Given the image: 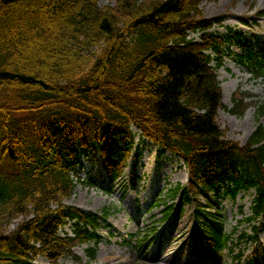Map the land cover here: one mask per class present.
<instances>
[{
    "label": "trees",
    "instance_id": "16d2710c",
    "mask_svg": "<svg viewBox=\"0 0 264 264\" xmlns=\"http://www.w3.org/2000/svg\"><path fill=\"white\" fill-rule=\"evenodd\" d=\"M200 2L118 0L115 8L99 0H0V264L40 256L59 264L76 258V245H97L100 217L64 200L81 181L83 156L100 158L111 182L122 177L132 154L140 155L133 126L188 168L189 188L173 191L180 212L195 202L190 264L219 262L233 240L206 193L235 198L254 188L246 219L264 216V125L240 145L218 123L225 38L208 30L224 16L204 17ZM239 57L264 77L262 58ZM248 97L234 95L229 110L244 114ZM67 223L70 233L62 232ZM252 229L240 237L255 239ZM87 252L95 258L96 248Z\"/></svg>",
    "mask_w": 264,
    "mask_h": 264
},
{
    "label": "rangeland",
    "instance_id": "374dc122",
    "mask_svg": "<svg viewBox=\"0 0 264 264\" xmlns=\"http://www.w3.org/2000/svg\"><path fill=\"white\" fill-rule=\"evenodd\" d=\"M99 2L102 6L115 8L118 4V0ZM200 10L206 18H226L223 24L211 29L226 38L222 47L224 64L217 70L223 96V107L219 109L217 120L228 138L244 145L257 125H264V114L259 118L257 115L258 106L264 103V77H258L249 61L239 56L247 57L252 52L254 56L264 58V17L258 16L264 11V0H201ZM237 32L243 33L248 41L244 42ZM200 34L192 33V36ZM241 94L251 96L246 99L249 105L244 114H234L229 111L233 106V96ZM132 131L142 147L136 169L139 177L135 183L131 178L135 163L133 157H130L128 167L115 186L108 181L100 160L83 157L85 166L79 176L85 181H94L79 182L75 193L64 201L100 216H103L105 208H110V211L106 220L100 219L102 239L97 245L95 259L91 260L87 253V248L95 243H84L74 248L76 258L63 257L59 264H81L77 258L83 264H188L195 202L186 203L181 213L175 208L164 220L167 206L179 198L173 190L178 184L188 187L187 168L181 159L171 153L160 155L158 147L152 141L141 138L137 128L133 127ZM208 197L216 208L222 210L224 229L233 234V243L221 252L220 263L202 264H247L254 253L258 256L256 264H264V217L252 223L246 219L252 214L253 190L242 191L235 199L224 194L217 198L211 194ZM197 199L201 203L206 201L200 195ZM20 219H16L10 228H14ZM254 224L259 228L256 239L240 237L242 232L252 236ZM64 230L70 231L69 224ZM146 232H151V239L143 243L142 253L139 244ZM238 254L241 256L238 257ZM34 264L52 263L40 256Z\"/></svg>",
    "mask_w": 264,
    "mask_h": 264
}]
</instances>
